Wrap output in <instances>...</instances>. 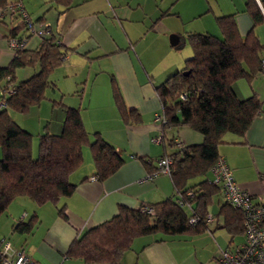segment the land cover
<instances>
[{
  "label": "crops",
  "instance_id": "0c3cea01",
  "mask_svg": "<svg viewBox=\"0 0 264 264\" xmlns=\"http://www.w3.org/2000/svg\"><path fill=\"white\" fill-rule=\"evenodd\" d=\"M10 1L20 3L27 17L34 21L36 31L48 24L52 36L66 51L50 74L53 101L58 97L56 101L79 107L86 130L98 131L120 150L124 162L105 179H92L95 165L89 144H85L82 163L69 176L76 184L73 193L60 198L57 204L36 205L26 197L15 198L6 214L0 215V239L10 234L20 217L27 221L35 213L37 222L32 231L23 235L14 230L11 236L15 234L16 243L13 244L38 264H85L65 256L73 239L110 218L119 205L136 208L174 196L170 175H149L151 167L139 157L154 160L180 145L202 141V135L185 124L177 125L175 134L169 135L168 127L165 128L161 140L163 130L155 117L161 111L156 86L182 68L184 60L192 54L191 48L180 50L184 45L190 47L188 34L208 32L220 36L216 18L229 14L242 37L252 30L264 45V21L253 22L246 0H228L223 6L221 0ZM256 2L261 8L260 0ZM19 19L9 6L0 8V67L7 66L14 56L11 30ZM22 33L23 28L18 29L14 38ZM41 40L35 32L28 37L26 48L37 47ZM37 69V64L19 67L16 77L25 79ZM114 86L138 120L124 122L114 100ZM232 86L241 99L256 95L262 111L244 135L226 133L218 145V153L229 165L236 183L255 201L263 200L264 71L252 78L241 77ZM1 102L0 107L4 105ZM53 107L51 121L45 129L59 133L64 111L62 107L61 110ZM170 138L176 145H168ZM178 140L182 144L178 145ZM34 147L32 142V153L36 154ZM208 175L207 178H212L210 170ZM206 202L207 213L212 217L206 228L182 234L137 236L119 264H219L221 249L235 250L244 241V234L241 228L237 229L236 217L220 189L210 192ZM62 204L65 217L57 211V206ZM185 249L190 250L187 256L183 254Z\"/></svg>",
  "mask_w": 264,
  "mask_h": 264
},
{
  "label": "trees",
  "instance_id": "16d2710c",
  "mask_svg": "<svg viewBox=\"0 0 264 264\" xmlns=\"http://www.w3.org/2000/svg\"><path fill=\"white\" fill-rule=\"evenodd\" d=\"M9 0H0V8L9 6ZM16 3V2H15ZM246 0L245 6L253 22L264 21V0ZM17 12L21 17L18 10ZM29 18V16H28ZM34 26V21L31 20ZM220 36L208 32H194L187 36L192 54L184 60L183 67L168 75L156 86L161 102V111L166 120L161 124L164 139L165 128L188 125L202 135L198 143L182 144L165 152L156 159L139 157L151 167L149 175L158 170L159 158L170 157V177L174 196L139 207L119 205L110 218L89 227L73 239L65 252L66 257L80 259L85 264H119L122 254L130 248L133 239L140 235L182 234L197 232L207 227V196L220 189L207 178L208 172L218 158V145L226 133L244 135L255 117L262 111L256 95L237 97L233 82L241 77L252 78L263 72L264 45L250 30L242 37L232 15L216 18ZM23 33L25 43L13 49L14 56L7 66L0 67V215L17 197H26L36 205L47 202L57 204L59 199L71 195L76 187L69 179L83 160L82 149L89 144L95 165V177L103 180L114 173L124 162L120 150L106 141L98 131L89 133L83 123L80 108L54 101L64 111L61 131H45L39 135L37 154L32 153V136L11 117L9 110L26 112L39 104L46 89L53 85L52 70L64 58L65 50L52 36L51 30L39 34L42 38L35 48H26V41L33 32H28L23 18L12 30ZM182 44H178L180 48ZM38 65V69L25 79H17L16 69ZM115 87V86H114ZM114 100L124 120H138L134 110L128 109L115 87ZM184 98H181V95ZM134 113V114H133ZM92 136V139H90ZM168 145L176 143L170 138ZM155 161V163H154ZM156 164V165H155ZM201 176L196 183L190 179ZM225 200V199H224ZM230 208L236 217L237 229H242L243 218L235 208ZM151 207L152 212L146 208ZM64 205L57 206L58 214L65 217ZM33 213L27 221L20 217L13 230L29 233L36 224ZM191 218H195L191 222ZM234 221V218H233ZM220 255L218 256V263Z\"/></svg>",
  "mask_w": 264,
  "mask_h": 264
},
{
  "label": "built area",
  "instance_id": "2783aa9c",
  "mask_svg": "<svg viewBox=\"0 0 264 264\" xmlns=\"http://www.w3.org/2000/svg\"><path fill=\"white\" fill-rule=\"evenodd\" d=\"M11 11L18 10L27 25L28 32L44 34L50 31L48 24L44 23L42 28L36 31L31 21L23 11L20 3L9 5ZM25 43V38L10 39V46L13 49L21 47ZM264 67V57L262 59ZM184 98L182 94L180 96ZM156 119L163 124L166 120L163 112L158 113ZM159 139V138H157ZM170 157L159 158L158 170L156 173H170ZM212 175L211 182L219 186L224 199L232 207L240 211L243 218L244 241L235 249L222 248L219 261L221 264H264V199L255 201L252 195L241 188L233 178L231 169L222 156H218L210 168ZM94 179V177H92ZM147 212H152V208H146ZM211 215H206V220H211ZM191 222L195 218L190 219ZM0 264H38L24 250L15 246L11 241L0 239Z\"/></svg>",
  "mask_w": 264,
  "mask_h": 264
},
{
  "label": "rangeland",
  "instance_id": "374dc122",
  "mask_svg": "<svg viewBox=\"0 0 264 264\" xmlns=\"http://www.w3.org/2000/svg\"><path fill=\"white\" fill-rule=\"evenodd\" d=\"M228 0H221V4L222 6L224 5L225 2H227ZM216 34V33H215ZM29 43H27V47ZM189 48L190 47L188 45H184L180 50ZM190 56V55H189ZM31 69V68H30ZM31 71V70H30ZM23 79V78H21ZM52 92V89L48 88L45 91V97L42 98V100L40 101L39 104L36 105H32L26 112H19V111H15V110H9V113L11 115V117L13 118V120L18 123L19 126H21L22 128L26 129L27 131H29L31 133L32 136V142L34 144V150L37 154V147H38V140H39V135L41 133H44L45 131H47L45 129V126L51 121V116H50V110L53 107L54 110L57 108V110H61V106L59 107L58 105L54 104V99L53 97L50 95ZM56 100H59L58 97H55ZM2 104L4 103L3 101L1 102ZM17 119V120H16ZM169 130V135L170 133H174L176 132V126H170L167 128ZM53 133V132H52ZM57 133V132H56ZM179 136V135H178ZM181 137V136H180ZM34 154V155H36ZM0 157H1V153H0ZM209 177V175H208ZM202 177L201 176H195L192 179H190L189 184L190 183H196L199 180H201ZM23 198V197H20ZM6 214L3 213L2 216H4ZM3 218V217H1ZM1 220V219H0ZM14 230H10V234H8L5 238V240L11 241L12 243L15 242V240L13 239L14 237L11 236V234L13 233ZM20 233V232H18ZM17 233V234H18ZM25 235V233H20ZM2 239V238H1ZM23 242V240L20 241V243ZM16 243V242H15ZM17 243H19V240L17 241ZM186 244H188V246H190L191 244L189 242H186ZM209 245V244H208ZM190 250H184L183 254L185 256L189 255Z\"/></svg>",
  "mask_w": 264,
  "mask_h": 264
},
{
  "label": "water",
  "instance_id": "95a60500",
  "mask_svg": "<svg viewBox=\"0 0 264 264\" xmlns=\"http://www.w3.org/2000/svg\"><path fill=\"white\" fill-rule=\"evenodd\" d=\"M171 43H174L173 41H171Z\"/></svg>",
  "mask_w": 264,
  "mask_h": 264
}]
</instances>
